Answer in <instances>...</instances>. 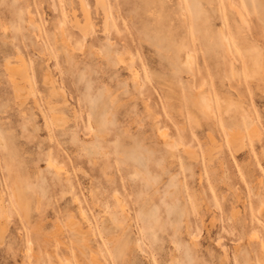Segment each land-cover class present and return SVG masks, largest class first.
I'll return each instance as SVG.
<instances>
[{
    "label": "rangeland",
    "instance_id": "374dc122",
    "mask_svg": "<svg viewBox=\"0 0 264 264\" xmlns=\"http://www.w3.org/2000/svg\"><path fill=\"white\" fill-rule=\"evenodd\" d=\"M105 1L0 0V264H264V0Z\"/></svg>",
    "mask_w": 264,
    "mask_h": 264
},
{
    "label": "bare ground",
    "instance_id": "6f19581e",
    "mask_svg": "<svg viewBox=\"0 0 264 264\" xmlns=\"http://www.w3.org/2000/svg\"><path fill=\"white\" fill-rule=\"evenodd\" d=\"M95 1V4H96V7L100 8L101 10V13H102V26L103 28L107 31V29L109 28V11H108V8H107V3L105 0H94ZM219 3L221 2V0H217ZM225 1V6L230 10H232L235 14V16L237 17L238 19V22L239 24H246L247 23V20H246V17H245V14L244 12L242 11V9L238 6V4L236 2H234L233 0H224ZM79 5H80V10H82V18H79L75 13L74 11L70 12L71 13V23L72 25L78 30V32H80V34L84 37L88 34H90V30H92V27H93V22H92V18L90 16V12L88 10V7L86 5V3L84 2V0H79ZM95 7V8H96ZM226 8V9H227ZM75 10V9H73ZM218 11L222 12V7L221 5L218 7ZM184 15V14H183ZM31 19H28L29 20H32V16H30V13H29V16L28 18ZM34 21V20H33ZM62 27V26H61ZM237 27L240 29L239 25L237 24ZM63 28V27H62ZM62 29H60L61 31ZM64 32V30H63ZM219 32L221 34V37H222V41H223V45H224V50L226 52V55L232 57L233 56V51H232V45H231V41H230V38L227 36L226 32H225V22L224 20L222 21L221 25H220V28H219ZM242 33V29L238 30L236 29V31H234V34L232 37L233 39L236 41L238 47L240 48V50L242 51L243 55H244V58L246 59V64H245V68L248 69V71L250 72V74L252 75H257L258 74V70H259V58H260V50L258 48V46L254 43H252L249 39H248V36L244 35V34H241ZM252 35V34H251ZM61 38H63V42H64V38L65 35L63 33H61ZM98 52V51H97ZM17 58H20V57H17ZM188 59H191V55L189 54L187 56ZM119 61H123V59L119 56ZM16 60H19V59H16ZM22 60V59H21ZM20 61V60H19ZM18 61V62H19ZM18 62H14V63H18ZM16 64H10V62L8 61L7 64H5V67L8 71V75H9V79L11 80L12 82V86L13 88L15 89V96L16 98L17 97H22V92L24 91H21L20 89V80H16L17 78H15L16 74L17 76H20L22 79H24V81L27 80V77L25 75L27 67L25 66L24 62H20L18 63V65ZM16 76V77H17ZM47 77V76H46ZM137 77V72L136 71H132V78L135 79ZM21 79V81H23ZM29 80V79H28ZM27 80V81H28ZM31 80V79H30ZM30 82V81H29ZM50 81H46V84H48ZM23 83V82H22ZM28 83V82H27ZM31 84V83H30ZM28 85V84H27ZM26 86V85H25ZM23 87V86H22ZM49 87H51L50 89V93L51 95H57V94H60L59 91L61 90L62 91V88L58 91L56 90V88H54V86H52L51 84H49ZM56 87V86H55ZM27 90V88H26ZM28 90L29 87H28ZM31 91V90H30ZM34 91V90H33ZM60 91V92H61ZM32 92V91H31ZM30 92V93H31ZM194 97H195V101H199L200 105H199V108L200 110H203L205 112H207L208 114H211V116H216L215 112L213 111V108H212V104L210 102V94L206 91H203V89L201 87H198L196 86L195 87V90H194ZM27 95V94H26ZM61 95V94H60ZM32 96V95H31ZM59 96V95H58ZM57 96V97H58ZM27 97V96H26ZM35 98V96H34ZM37 98V97H36ZM65 99V98H64ZM64 99L62 102L60 103H64ZM54 102V101H53ZM52 102V103H53ZM64 105V104H62ZM61 104L59 106H62ZM234 105V106H233ZM51 108L55 110H57L56 108H54L53 106H50ZM234 107V109L236 110L238 107V104L237 102L233 101V100H229L228 101V104H225V110L226 111H229L231 110L232 108ZM58 108V107H57ZM42 109V108H41ZM42 111V110H41ZM59 112V111H58ZM63 112V111H62ZM76 112V111H75ZM77 114V113H76ZM242 115L245 117H247V119L249 118L248 115L245 114V112L243 111ZM44 116V115H43ZM46 116V115H45ZM57 123H61L62 121V118H59L58 116H54ZM46 123V121H45ZM48 125V123H46ZM256 126V125H255ZM49 127V126H48ZM46 128V127H45ZM239 128H231V130H228L227 132V135L230 139V141L234 142V141H238L240 140L243 135L240 133L241 131L238 130ZM255 129V128H254ZM253 129V132H255V130ZM244 133V132H243ZM245 135V134H244ZM249 135V134H248ZM250 137V136H249ZM260 138V137H259ZM244 141V140H243ZM216 142V141H215ZM229 142V141H228ZM168 147H172L173 144L172 143H166ZM182 144L183 148L185 147H190V145L188 144H183V143H180ZM241 146V145H240ZM185 152V150H184ZM189 153V155L193 158L195 155H193L192 153H190L188 150L186 151V153ZM195 154V153H194ZM190 157V158H191ZM196 158V156H195ZM196 160V159H195ZM58 166V165H57ZM56 168V167H55ZM263 247H264V243H263Z\"/></svg>",
    "mask_w": 264,
    "mask_h": 264
}]
</instances>
